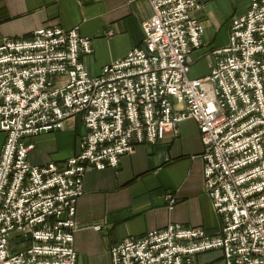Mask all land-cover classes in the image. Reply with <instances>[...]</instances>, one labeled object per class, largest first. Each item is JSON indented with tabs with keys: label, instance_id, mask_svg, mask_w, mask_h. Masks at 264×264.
<instances>
[{
	"label": "built area",
	"instance_id": "obj_1",
	"mask_svg": "<svg viewBox=\"0 0 264 264\" xmlns=\"http://www.w3.org/2000/svg\"><path fill=\"white\" fill-rule=\"evenodd\" d=\"M148 2L142 47L97 76L79 61L91 45L77 28H41L0 45V264H76L73 217L86 172L115 169L135 145L177 136L187 119L200 134L220 234L170 224L111 247V264H193L212 251L225 264H264V0H250L231 21L227 46L212 52L214 66L200 79L188 77V57L201 45L194 15L202 3ZM76 116L86 130L79 154L60 167L29 164L31 140Z\"/></svg>",
	"mask_w": 264,
	"mask_h": 264
},
{
	"label": "crops",
	"instance_id": "obj_2",
	"mask_svg": "<svg viewBox=\"0 0 264 264\" xmlns=\"http://www.w3.org/2000/svg\"><path fill=\"white\" fill-rule=\"evenodd\" d=\"M194 17L203 27L200 48L188 57L190 79L209 75L212 52L228 44L231 21L245 15L250 0H199ZM152 15L148 0H0V45L41 28H77L88 38L91 54L79 61L90 76L143 45L141 24ZM86 130L80 116L62 129L31 140L32 166H62L80 152ZM6 135L0 132V155ZM203 146L195 122L182 121L177 136L167 134L154 145H135L115 169L88 170L73 220L76 264H111L109 250L128 237H139L170 224L199 227L207 236L220 234L221 222L204 191ZM175 202L169 205L167 197ZM94 226H99L98 231ZM193 264H225L220 251L196 255Z\"/></svg>",
	"mask_w": 264,
	"mask_h": 264
},
{
	"label": "rangeland",
	"instance_id": "obj_3",
	"mask_svg": "<svg viewBox=\"0 0 264 264\" xmlns=\"http://www.w3.org/2000/svg\"><path fill=\"white\" fill-rule=\"evenodd\" d=\"M187 120H189V119H187ZM184 121H185V120H184ZM11 236H12V237H15V234H12ZM22 242H24L23 239H16V240L14 239V243L17 244V245L22 244ZM17 245H16V246H17ZM19 250H20V248H17V249H16V248L13 247V243H10V251H11V252H13V253H14V252H18Z\"/></svg>",
	"mask_w": 264,
	"mask_h": 264
}]
</instances>
